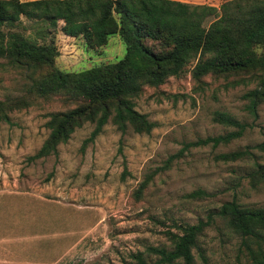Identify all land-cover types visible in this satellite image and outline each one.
Instances as JSON below:
<instances>
[{"label": "rangeland", "instance_id": "rangeland-1", "mask_svg": "<svg viewBox=\"0 0 264 264\" xmlns=\"http://www.w3.org/2000/svg\"><path fill=\"white\" fill-rule=\"evenodd\" d=\"M179 1L219 7L228 0ZM23 21L37 42L54 39L55 65L64 71L114 62L125 54L118 34L101 48L86 50L81 37L57 30L40 39L34 34L39 25ZM195 62L160 85L144 86L135 98V108L154 123L149 133L130 126L122 132L109 120L94 140L84 142L94 127L86 122L55 153L35 159L31 156L49 132V114L74 105L61 95H27L24 74L0 59V100L30 99L26 107L8 112L9 122H0V264H125L135 262L132 255L138 252L153 262L158 255L151 248L171 249V234L208 216L192 250L194 263H249L240 251L241 237L216 213L233 198L264 207V188L252 187L247 179L253 161L264 164V152L255 148L264 139V102L252 114L243 95L253 83L231 85L238 77L210 74L196 80ZM216 111L243 123L241 135L215 146L197 144L236 130L214 121ZM243 149L252 155L219 158ZM196 190L204 194L190 196Z\"/></svg>", "mask_w": 264, "mask_h": 264}, {"label": "trees", "instance_id": "trees-1", "mask_svg": "<svg viewBox=\"0 0 264 264\" xmlns=\"http://www.w3.org/2000/svg\"><path fill=\"white\" fill-rule=\"evenodd\" d=\"M23 19L39 25L34 34L40 39L58 30L81 37L86 50L101 48L111 35L118 34L125 54L117 61L80 71L61 70L55 65L59 51L54 39L37 42L26 32ZM0 59L5 61L1 65L24 74L27 95H61L74 105L49 114L45 123L49 132L31 156L35 159L55 153L86 122L94 127L84 142L94 140L109 120L122 132L130 126L136 133H149L154 123L135 108V98L144 86L179 76L192 60H196L191 69L196 80L210 74L238 77L231 85L253 83L243 96L255 114L264 102V0H228L219 7L179 0H0ZM28 102L26 97L0 100V122H9L8 112ZM213 120L236 130L199 139L197 144L228 143L244 129L243 123L224 111H216ZM255 148L264 152V139ZM251 155L243 149L219 158L236 161ZM247 179L252 187L264 188V164L253 161ZM200 194L204 192L196 190L190 196ZM216 215L241 237L240 251L248 257V264H264V207L247 206L233 198ZM210 220L208 216L206 222L186 225L181 234H171V249L151 248L158 255L153 262L138 252L132 255L135 262L125 264H195L192 250Z\"/></svg>", "mask_w": 264, "mask_h": 264}, {"label": "crops", "instance_id": "crops-1", "mask_svg": "<svg viewBox=\"0 0 264 264\" xmlns=\"http://www.w3.org/2000/svg\"><path fill=\"white\" fill-rule=\"evenodd\" d=\"M1 251H3V250H2V248H1V246H0V255H1Z\"/></svg>", "mask_w": 264, "mask_h": 264}]
</instances>
